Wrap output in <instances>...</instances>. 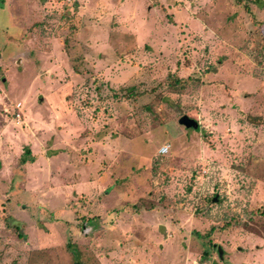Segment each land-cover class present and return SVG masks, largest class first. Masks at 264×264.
Wrapping results in <instances>:
<instances>
[{
  "label": "rangeland",
  "instance_id": "1",
  "mask_svg": "<svg viewBox=\"0 0 264 264\" xmlns=\"http://www.w3.org/2000/svg\"><path fill=\"white\" fill-rule=\"evenodd\" d=\"M0 264H264V0H0Z\"/></svg>",
  "mask_w": 264,
  "mask_h": 264
},
{
  "label": "water",
  "instance_id": "2",
  "mask_svg": "<svg viewBox=\"0 0 264 264\" xmlns=\"http://www.w3.org/2000/svg\"><path fill=\"white\" fill-rule=\"evenodd\" d=\"M178 124L180 126H183L186 129H197L198 128L197 122L192 120L191 118H189L186 115L179 118ZM213 202H217V199L214 198Z\"/></svg>",
  "mask_w": 264,
  "mask_h": 264
},
{
  "label": "trees",
  "instance_id": "3",
  "mask_svg": "<svg viewBox=\"0 0 264 264\" xmlns=\"http://www.w3.org/2000/svg\"><path fill=\"white\" fill-rule=\"evenodd\" d=\"M175 84H176V81H175ZM128 92H129V94H131V92H130V91H128ZM26 153H28V154H29L28 150L26 151ZM21 163H25V160H22V161H21Z\"/></svg>",
  "mask_w": 264,
  "mask_h": 264
},
{
  "label": "built area",
  "instance_id": "4",
  "mask_svg": "<svg viewBox=\"0 0 264 264\" xmlns=\"http://www.w3.org/2000/svg\"><path fill=\"white\" fill-rule=\"evenodd\" d=\"M162 150H163V152H165L167 150V147L162 148ZM162 154H164V153H162Z\"/></svg>",
  "mask_w": 264,
  "mask_h": 264
}]
</instances>
